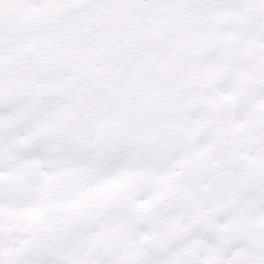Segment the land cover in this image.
Masks as SVG:
<instances>
[{
    "label": "snow or ice",
    "instance_id": "6c2138e0",
    "mask_svg": "<svg viewBox=\"0 0 264 264\" xmlns=\"http://www.w3.org/2000/svg\"><path fill=\"white\" fill-rule=\"evenodd\" d=\"M0 264H264V0H0Z\"/></svg>",
    "mask_w": 264,
    "mask_h": 264
}]
</instances>
